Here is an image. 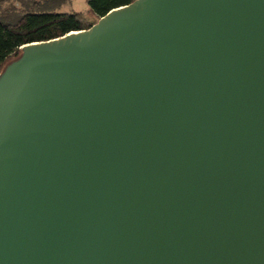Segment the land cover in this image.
Here are the masks:
<instances>
[{
	"label": "water",
	"instance_id": "95a60500",
	"mask_svg": "<svg viewBox=\"0 0 264 264\" xmlns=\"http://www.w3.org/2000/svg\"><path fill=\"white\" fill-rule=\"evenodd\" d=\"M0 74V264H264V0H133Z\"/></svg>",
	"mask_w": 264,
	"mask_h": 264
},
{
	"label": "trees",
	"instance_id": "16d2710c",
	"mask_svg": "<svg viewBox=\"0 0 264 264\" xmlns=\"http://www.w3.org/2000/svg\"><path fill=\"white\" fill-rule=\"evenodd\" d=\"M5 1L0 0V74L20 56L24 44L88 29L111 9L133 0H87L94 21L82 13L57 11L68 0H15L4 7Z\"/></svg>",
	"mask_w": 264,
	"mask_h": 264
},
{
	"label": "rangeland",
	"instance_id": "374dc122",
	"mask_svg": "<svg viewBox=\"0 0 264 264\" xmlns=\"http://www.w3.org/2000/svg\"><path fill=\"white\" fill-rule=\"evenodd\" d=\"M4 7L15 5V0H6ZM59 12H78L86 16L89 21H94L95 17L91 14L87 0H68L64 2L58 9Z\"/></svg>",
	"mask_w": 264,
	"mask_h": 264
}]
</instances>
